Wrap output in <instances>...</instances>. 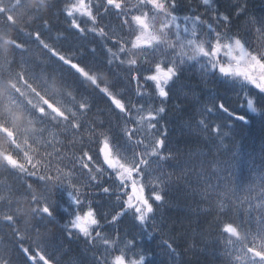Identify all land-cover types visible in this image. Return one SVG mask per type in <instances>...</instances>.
Instances as JSON below:
<instances>
[{
	"label": "snow or ice",
	"instance_id": "6c2138e0",
	"mask_svg": "<svg viewBox=\"0 0 264 264\" xmlns=\"http://www.w3.org/2000/svg\"><path fill=\"white\" fill-rule=\"evenodd\" d=\"M54 16L66 25L56 40L71 35L69 47L47 36ZM193 64L264 96V7L0 0V264H57L47 251L57 230L99 246L98 264H153L158 237L177 264H264V149L257 165L233 142L234 125L212 120L218 107L251 124L264 120V107L243 92L252 115L205 106L199 123L215 146L183 162L166 148L170 86ZM100 201L115 211L101 213ZM165 209L181 226L175 235L157 225ZM188 214L195 226L190 220L181 245ZM125 217L140 226L139 239L121 234Z\"/></svg>",
	"mask_w": 264,
	"mask_h": 264
},
{
	"label": "trees",
	"instance_id": "16d2710c",
	"mask_svg": "<svg viewBox=\"0 0 264 264\" xmlns=\"http://www.w3.org/2000/svg\"><path fill=\"white\" fill-rule=\"evenodd\" d=\"M220 2L224 6L229 4V0H220ZM261 7H264V0H250V10L253 13H259ZM71 42H74V40ZM195 67V64L191 65L189 68L183 70L180 76L186 78L188 74H193L192 71L195 70ZM202 76L206 78V83L204 82L205 80L200 81L198 78H195L194 83L187 82L183 88H172L170 90V96L167 100V111L165 116H163L162 123L167 124L168 128V142H166V148L180 152V159L182 162L187 153L201 149H208L210 151L216 143L215 138L212 137L210 128L207 131L209 141L201 137L200 140H195V142H193L192 140H189L191 138H186L184 136L187 135L185 133L186 131L200 133L206 132L198 122V119L201 117L198 116L193 119L195 114V99L202 112L204 111L205 106H215L218 105L219 102H223L232 113L252 115L246 111L245 107H241L244 102L241 96V93L243 92L252 97L258 107H264V105L259 104L261 101L259 95L255 94L254 91H249L248 88H244L240 82L225 81L223 77L214 75L205 76L203 73ZM215 79H217V81H215ZM192 84L194 85V88L188 87V85ZM213 84L214 87L212 88ZM213 94L214 101H212L211 104L210 97H212ZM214 117L218 118V124H220L222 128H227L229 123L234 125L231 129L233 142L239 147H242L246 153L255 157L258 165L260 163L262 149H264V120L253 116L251 124H244L238 120L233 121L231 115L220 111L218 107L215 108ZM188 122L191 123V125H189ZM176 133L181 134L182 137L175 136L172 139ZM171 139L176 143L171 142ZM175 195L174 191L166 193V196L170 200L174 199ZM184 203H187V201L181 202V206H183ZM21 207L27 208V204L21 201ZM161 217H163V220H161ZM181 219L183 220L184 235L179 238V242L183 245L191 234V229L188 227L189 221L191 220L193 227L195 226V223L194 218H191L190 214L185 215ZM176 220L177 217L168 209L163 215L157 217V225L161 227L162 232H168L171 235H175L177 232L181 231V226L174 223ZM118 227L122 235L135 236L138 239L143 235L140 226L135 224L129 217H125L120 221ZM106 230L109 233L112 231L110 230V226H108ZM52 239L54 242L49 246L47 251L49 255L54 256L57 264H75L77 258H80L83 261V264H98L95 257L91 254L90 250L92 249L83 250L85 246L80 242L76 243L74 240H67L62 231L57 230L53 234ZM85 243L87 242L85 241ZM58 249H60L61 254ZM153 252L154 255L151 257L153 264H177V262L170 256L168 250L163 246L162 237H158L155 240ZM183 264H192V262L185 257ZM215 264H221V262L216 261Z\"/></svg>",
	"mask_w": 264,
	"mask_h": 264
},
{
	"label": "rangeland",
	"instance_id": "374dc122",
	"mask_svg": "<svg viewBox=\"0 0 264 264\" xmlns=\"http://www.w3.org/2000/svg\"><path fill=\"white\" fill-rule=\"evenodd\" d=\"M196 72H199V73H203L200 69H198V68H196ZM204 74V73H203ZM209 107H211V106H209ZM197 111H200V108H197ZM163 116H165V114L163 115ZM171 120V119H170ZM213 122H215V123H218V121H213ZM188 124L189 125H191V123H189L188 122ZM182 130V129H181ZM183 131H185V130H183ZM187 135H189V136H194V134L192 133V132H188V131H186L185 132ZM177 136H181L180 134L179 135H177ZM182 137V136H181Z\"/></svg>",
	"mask_w": 264,
	"mask_h": 264
}]
</instances>
